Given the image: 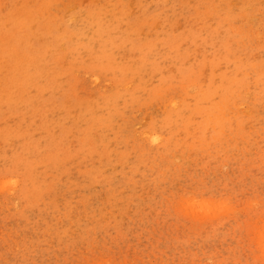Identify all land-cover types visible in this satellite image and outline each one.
<instances>
[{
    "label": "rangeland",
    "instance_id": "obj_1",
    "mask_svg": "<svg viewBox=\"0 0 264 264\" xmlns=\"http://www.w3.org/2000/svg\"><path fill=\"white\" fill-rule=\"evenodd\" d=\"M0 264H264V0H0Z\"/></svg>",
    "mask_w": 264,
    "mask_h": 264
}]
</instances>
